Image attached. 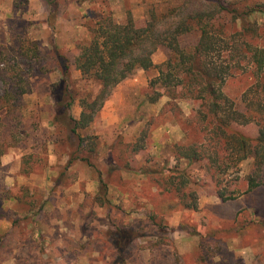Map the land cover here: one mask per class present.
Wrapping results in <instances>:
<instances>
[{"label": "rangeland", "instance_id": "1", "mask_svg": "<svg viewBox=\"0 0 264 264\" xmlns=\"http://www.w3.org/2000/svg\"><path fill=\"white\" fill-rule=\"evenodd\" d=\"M179 1L107 0V7L118 23L125 21L129 10L140 27L149 10L165 12ZM56 8L52 18L53 9L44 0H28L25 10L18 12L13 0H0L1 57L14 58L20 45L16 42L25 38L40 44L44 65L54 48L71 64L76 45L89 39L88 12L102 7L85 0H58ZM250 21L257 23L264 45V15L256 13ZM195 41L188 36L184 43ZM167 57L162 48L152 61L159 65ZM37 74L30 76L31 92L23 97V115L30 126L27 146L9 148L0 158V264H264V187L243 194L251 160L240 163L238 179L228 186L235 199L226 203L217 199L198 165L187 167L182 162L181 167L198 182L197 212L171 208L176 198L160 194L139 173L147 157H170L171 146L183 141V122L193 114L192 106L177 94L149 103L148 82L158 75L156 69L136 71L105 102L88 131L98 142L91 165L69 164L71 143L51 123L48 87L60 79L58 71L49 66ZM70 75L79 89L96 90L73 68ZM246 85V75H236L224 88L240 108ZM2 87L0 83V92ZM80 111L75 100L70 109L74 119ZM146 126V148L133 155L127 146ZM99 176L108 183L106 207H98L94 200ZM17 197L21 203H16ZM118 227L141 236L124 250L123 260L109 237Z\"/></svg>", "mask_w": 264, "mask_h": 264}, {"label": "trees", "instance_id": "2", "mask_svg": "<svg viewBox=\"0 0 264 264\" xmlns=\"http://www.w3.org/2000/svg\"><path fill=\"white\" fill-rule=\"evenodd\" d=\"M44 1L52 7L54 18L58 0ZM85 1L99 3L102 8L88 12L89 39L76 45L71 64L54 48L44 65L40 44L25 38L16 42L20 45L14 58H2L0 52V158L9 148L27 146L30 126L23 115V97L31 92L29 79L33 71L34 76L46 72L49 66L58 71L60 79L48 87L53 103L51 123L58 135L63 134L71 143L69 164L79 161L91 165L90 157L96 153L98 142L88 131L105 102L136 71L156 69L158 75L148 82L149 103H156L165 94L170 98L177 94L192 106L193 113L189 121L183 122V141L171 146L170 157H147L138 169L160 194L176 198L171 208L178 206L189 212L199 209L198 182L181 167L182 162L187 167L198 165L205 172L221 203L235 199L228 186L238 179L239 165L244 161L251 160V170L243 194L264 187V45L257 23L250 21L256 13L264 15V0H180L165 12L149 10L148 19L140 27L129 10L125 21L118 23L107 0ZM27 2L13 0V10H25ZM188 36L196 38L194 44L184 43ZM162 48L168 51V57L155 65L152 55ZM72 68L96 90L79 89L71 79ZM236 75H246L247 79L240 96L242 108L224 93L227 82ZM75 100L81 108L78 119L70 113ZM148 137L146 126L127 146L130 153L144 152ZM107 186L99 176L94 198L98 207L108 205ZM16 200L17 204L22 202L21 197ZM109 237L122 259L124 250L141 236L118 227ZM2 244L3 238L0 250Z\"/></svg>", "mask_w": 264, "mask_h": 264}]
</instances>
